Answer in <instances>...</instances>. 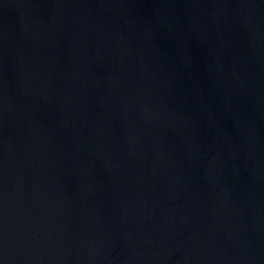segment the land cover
<instances>
[{
    "label": "water",
    "instance_id": "95a60500",
    "mask_svg": "<svg viewBox=\"0 0 264 264\" xmlns=\"http://www.w3.org/2000/svg\"><path fill=\"white\" fill-rule=\"evenodd\" d=\"M0 264H264V0H0Z\"/></svg>",
    "mask_w": 264,
    "mask_h": 264
}]
</instances>
